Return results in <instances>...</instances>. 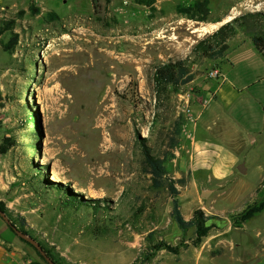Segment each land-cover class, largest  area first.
<instances>
[{
	"label": "rangeland",
	"instance_id": "obj_1",
	"mask_svg": "<svg viewBox=\"0 0 264 264\" xmlns=\"http://www.w3.org/2000/svg\"><path fill=\"white\" fill-rule=\"evenodd\" d=\"M151 8L132 0H0V25L14 21L0 35V146L7 148L0 202L15 228L69 264L251 261L264 254V60L247 44L233 53L232 66L223 64V98L233 88L242 93L229 110L219 108L220 78L208 75L218 65L190 52L216 27L192 31L217 24L226 7L212 6L207 23L188 19L186 7ZM232 11L264 15V0ZM188 57L194 80L156 92L154 68ZM176 121L179 144L164 166L184 180L182 216L200 210L207 218L199 232L178 229L172 198L152 187L143 165L142 148L161 157ZM249 128L260 131L257 142L233 151L237 163L225 168V140H242ZM53 173L61 181L50 180ZM84 201L101 209L93 214L77 204ZM0 220L19 260L47 264ZM150 242L177 251L152 253Z\"/></svg>",
	"mask_w": 264,
	"mask_h": 264
},
{
	"label": "trees",
	"instance_id": "obj_2",
	"mask_svg": "<svg viewBox=\"0 0 264 264\" xmlns=\"http://www.w3.org/2000/svg\"><path fill=\"white\" fill-rule=\"evenodd\" d=\"M92 5L95 6L96 0H90ZM109 2L110 0H105ZM134 3L139 5H144L149 8L153 5V0H132ZM152 9V8H151ZM23 12L20 11L19 15ZM183 13L187 16L188 19L200 23H207L208 16L210 14V10L208 8V2L206 0L198 1L194 5L183 8ZM217 23V21L215 22ZM14 25L13 20H8L3 22L0 25V35L6 31L12 29ZM237 31H242L248 37L252 47L255 51L264 59V15L253 12V13H245L243 15H239L231 19L230 21L219 26L214 32L206 35L203 39L196 42L191 48L190 55L196 56L202 59H208L211 61H217L225 56L226 51L228 50L227 42L234 37ZM189 57L186 59L169 61L167 63L159 64L154 68L152 81L154 85V89L158 92L161 89H164L167 86H179L186 85L192 82L196 76V72L191 70ZM180 125L176 121L172 126L171 135L168 137L167 142V150L164 151L161 155L155 156L152 154L150 148L143 147L142 148V156H143V165L146 169V173L150 176V181L152 183V187L154 189L165 188L170 197L172 198V207L170 215L177 225L178 229L185 233L188 229L194 228L196 231H201L204 228L205 218L204 214L198 210L194 212L191 219L186 220L180 211L178 205V199L180 192L177 188L178 185H184V180L174 179L168 174L164 164L173 158V149L179 144V135H180ZM7 148L3 145L0 146V153L5 154ZM264 182V180H262ZM49 183V182H48ZM264 190H260L258 193H261ZM264 195V193H262ZM62 205L65 207H73L74 202L70 199L63 200ZM96 204H88V202L84 201L77 202V204L84 206L85 208H90L93 214H97L101 208L98 205L99 201H92ZM77 208L76 206L74 209ZM104 210V209H103ZM0 211H2L5 216L9 218V211L5 207L4 203L0 202ZM97 220H95L96 222ZM108 221H110L108 219ZM12 226L15 227V224L11 223ZM8 226V225H7ZM9 230L12 232L10 226H8ZM22 233L24 231L22 229H18ZM106 230H101V234H104ZM25 234V233H24ZM152 235L148 236V239L151 238ZM36 241V240H35ZM26 245L33 249V251L37 254V256L44 262V258L39 254L38 251L35 250L33 246L23 241ZM151 243L152 253L159 250H168L171 253L175 254L177 251L176 247H169L165 242H160L158 244ZM42 250L46 253V255L52 259V261L56 264H69L64 259L60 258L57 254H54L52 251L44 247L41 243H39ZM153 257V254L148 256V259Z\"/></svg>",
	"mask_w": 264,
	"mask_h": 264
},
{
	"label": "crops",
	"instance_id": "obj_3",
	"mask_svg": "<svg viewBox=\"0 0 264 264\" xmlns=\"http://www.w3.org/2000/svg\"><path fill=\"white\" fill-rule=\"evenodd\" d=\"M153 1L154 3L152 6L155 9L160 10V9H163L164 7H169V8L189 7V6L194 5L196 2L202 1V0H153ZM206 1L208 2V8L210 10V13H211L210 8L212 6L219 5V6L226 7V10L222 13L223 17H221L218 20H215V22L217 21L218 26H220L222 23L227 22L228 18L232 19L233 17L237 15V14L236 15L233 14V11H232L235 7H238V6L248 7L249 4L252 3L253 0H234L232 3L230 2L222 3L223 0H206ZM218 26H216L215 29H217ZM227 44H228V50L226 51L225 56L221 59H218L217 61H214V63L218 65L216 70H218V72L220 73V79L218 80L219 85L214 93L216 98L213 101V103H217L219 100H221L224 104L221 105V103H219L220 105L219 108L223 106L222 108H225L224 110H227V109L229 110L230 107H233L234 103L237 101V99L241 95L242 90H237L236 88H233L232 94H230L227 98H223V95L225 94L224 88H225V85L227 84V79H225L226 75H225L223 64L226 63L232 66V60L235 56L233 53H236L237 50L242 49L244 44H247L251 50L255 51L250 41L247 40V38L240 37L239 33H236L234 37L227 42ZM257 55L261 57L258 53ZM262 79H264V77H262ZM258 82L259 81H255L254 84ZM249 87L250 86H247L246 89H248ZM193 132L194 134L196 133L195 127L193 128ZM244 133L245 135L242 140L237 139V140L232 141L230 139H227L225 140L226 141L225 147L220 146L224 151H226V154H227L225 168H229L234 163H237V158H236V155L232 153L233 151L250 150V147L253 146L257 142L256 135L258 134L261 135L260 131H258L257 129L255 130V128L254 129H251V128L244 129ZM234 145H237V146H234ZM227 176H228V171L224 169V176L222 177L227 178ZM9 239H10V233L8 232V230H4L2 221L0 220V264H11L14 260H18L20 258L19 255L14 250H11L9 248L13 244V242H8ZM176 261H180V260H176ZM196 263L198 262L196 261ZM240 264H264V254H261L259 256L256 255V257H254L253 260L247 261V262L242 261L240 262Z\"/></svg>",
	"mask_w": 264,
	"mask_h": 264
},
{
	"label": "water",
	"instance_id": "obj_4",
	"mask_svg": "<svg viewBox=\"0 0 264 264\" xmlns=\"http://www.w3.org/2000/svg\"><path fill=\"white\" fill-rule=\"evenodd\" d=\"M233 18H234V17H233ZM233 18H232V19H233ZM230 20H231V19H230ZM230 20H229V21H230ZM227 22H228V21H227ZM224 23H226V22H224ZM224 23H222V24H224ZM222 24H221V25H222ZM221 25H220V26H221ZM237 171H238L239 173H241V174L245 173V169H244L243 165L238 166ZM207 194H208V191H203V192H201L200 195H201V197H204V196H206ZM0 217L2 218V220H3L8 226L11 227L12 231L14 232V234H15L18 238H20V239L26 241L28 244H30L31 246H33V247L39 252V254L44 258V260L47 262V264H56V263H54V262L52 261V259H50V258L46 255V253L44 252V250H42V248H41V246L38 244V242H36L33 238H31V237L25 235L24 233H22L21 231H19V230H18L17 228H15L14 226H12V225H11V222L8 220V218L5 216V214H4L2 211H0Z\"/></svg>",
	"mask_w": 264,
	"mask_h": 264
},
{
	"label": "bare ground",
	"instance_id": "obj_5",
	"mask_svg": "<svg viewBox=\"0 0 264 264\" xmlns=\"http://www.w3.org/2000/svg\"><path fill=\"white\" fill-rule=\"evenodd\" d=\"M231 18H228V20H230ZM216 26H218L217 24H213V25H208V26H202V27H199V29H194L192 32L194 33H197L199 36L205 34V33H208L209 30L215 28ZM50 180L52 181H55V182H59L61 181L60 177L58 175H56L55 173H53L51 176H50Z\"/></svg>",
	"mask_w": 264,
	"mask_h": 264
},
{
	"label": "built area",
	"instance_id": "obj_6",
	"mask_svg": "<svg viewBox=\"0 0 264 264\" xmlns=\"http://www.w3.org/2000/svg\"><path fill=\"white\" fill-rule=\"evenodd\" d=\"M208 75L211 78H216V79H217V77L220 78V74H219V72L217 70L209 72ZM190 136L191 135L188 134V137H190ZM11 264H28V263H25V262H23V261L18 259V260H14Z\"/></svg>",
	"mask_w": 264,
	"mask_h": 264
}]
</instances>
